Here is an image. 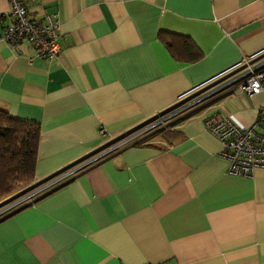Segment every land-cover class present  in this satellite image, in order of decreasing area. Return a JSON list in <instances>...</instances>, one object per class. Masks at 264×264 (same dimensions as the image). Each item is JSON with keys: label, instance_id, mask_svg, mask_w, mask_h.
<instances>
[{"label": "crops", "instance_id": "crops-1", "mask_svg": "<svg viewBox=\"0 0 264 264\" xmlns=\"http://www.w3.org/2000/svg\"><path fill=\"white\" fill-rule=\"evenodd\" d=\"M22 2L32 18L55 15L60 47L44 59L0 38V113L39 126L30 186L173 115L0 219V264H264V168L231 174L203 122L252 125L264 90L219 89L189 102L264 51V0ZM9 23L0 0V33ZM160 32L187 37L201 57L175 60Z\"/></svg>", "mask_w": 264, "mask_h": 264}, {"label": "built area", "instance_id": "built-area-1", "mask_svg": "<svg viewBox=\"0 0 264 264\" xmlns=\"http://www.w3.org/2000/svg\"><path fill=\"white\" fill-rule=\"evenodd\" d=\"M8 16L10 23L0 33L3 41L14 47L25 42L38 57L44 59H52L60 53L58 24L53 13L45 11L41 17L32 18L28 15L22 0H8ZM228 73H231L230 78L220 85V90L234 88L247 96L263 91L264 51L242 57L224 75ZM188 103L181 104L178 110L189 106L190 103ZM203 122L205 129L219 141L221 145L219 156L228 160L231 174L249 176L254 169L264 168V105L259 107L256 121L245 128H239L229 118L219 115L210 116ZM162 125L155 122L141 129H132L133 131L113 139L108 145L101 146L96 152H92L37 184L18 192L17 199L0 207V219L14 208L29 203L62 185L123 147L136 143ZM100 134L103 135V130H100Z\"/></svg>", "mask_w": 264, "mask_h": 264}, {"label": "trees", "instance_id": "trees-1", "mask_svg": "<svg viewBox=\"0 0 264 264\" xmlns=\"http://www.w3.org/2000/svg\"><path fill=\"white\" fill-rule=\"evenodd\" d=\"M159 39L175 60L193 62L201 57L187 37L160 32ZM39 138L37 123L0 113V200L33 181Z\"/></svg>", "mask_w": 264, "mask_h": 264}, {"label": "rangeland", "instance_id": "rangeland-1", "mask_svg": "<svg viewBox=\"0 0 264 264\" xmlns=\"http://www.w3.org/2000/svg\"><path fill=\"white\" fill-rule=\"evenodd\" d=\"M230 75H231V73L225 74V75L213 80L212 82H210L206 86L202 87L199 90L198 94H200L201 92H205V91L206 92L199 95V96H196V95H198L197 93L191 94L190 96H192V97L190 98L189 102H194L192 104H199L202 101L210 100V98H208V97L209 96L211 97L213 94H216L217 90H219L220 85H222V83H225L230 78ZM181 104H183V103H181ZM172 115H173V113L170 110L165 111L164 113H160L158 115H155L154 117L147 119L145 122L141 123L139 126L135 127L133 130H137V129H141L143 127H147L148 125L153 124L155 122H157L160 125L163 124L162 126L167 125L168 122L172 119ZM31 183H32V181L29 183H26V184L25 183L21 184L18 187V189L15 190L12 194L1 199L0 200V207L3 205H8V204L12 203L15 199L18 198L17 193L24 190L28 186H30Z\"/></svg>", "mask_w": 264, "mask_h": 264}, {"label": "water", "instance_id": "water-1", "mask_svg": "<svg viewBox=\"0 0 264 264\" xmlns=\"http://www.w3.org/2000/svg\"><path fill=\"white\" fill-rule=\"evenodd\" d=\"M2 219V218H1Z\"/></svg>", "mask_w": 264, "mask_h": 264}]
</instances>
